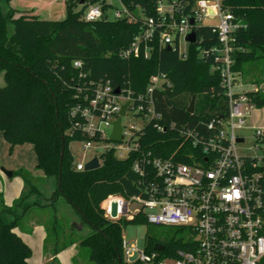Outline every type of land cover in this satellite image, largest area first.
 I'll return each instance as SVG.
<instances>
[{
	"label": "trees",
	"instance_id": "16d2710c",
	"mask_svg": "<svg viewBox=\"0 0 264 264\" xmlns=\"http://www.w3.org/2000/svg\"><path fill=\"white\" fill-rule=\"evenodd\" d=\"M101 1L83 0L75 10L65 0V16L61 20L35 15L13 19L11 11L4 13L0 8V71L4 81L0 85V131L10 149L16 144L32 143L36 167L44 173L40 186L34 183L38 177L21 168L13 171L22 178L23 189L11 205L4 203L0 193V264H28L32 248L14 227L27 209L43 205L42 201L32 200L33 196H43L44 203L52 205L63 196L78 217L71 219V228H90L83 237H72L55 245L53 257L77 243L89 248V257L95 264H117L121 259L122 231L130 222L109 220L102 214L100 202L107 194L130 196L137 191L131 159L117 158L112 150H107L100 154L101 164L97 168L75 169V159L68 147L71 137L65 133L72 104V90L65 81L78 72L73 60H81L90 79H109L112 85L133 92L143 91L150 75L157 71L167 76L171 88L155 89L153 98L162 121L175 127L164 132L151 125L145 127L141 141L144 149L153 154L184 155L188 141L179 128L203 130V123L211 116L227 113L219 75L211 69L214 60L210 48L216 45L217 35L210 25L202 24L195 29L196 44H188L185 58L176 49L161 47L148 59H124L118 56V51L132 42L139 22H128L125 18L83 20L85 5ZM121 1L140 19L135 10L139 7L143 15H153L157 0ZM178 1L190 7L195 0ZM220 7L242 24L234 32L233 70L238 75L244 72L247 63L264 58V0H220ZM246 94L255 107L264 106V92L256 88ZM132 223L146 222L141 217ZM148 241L152 248L157 240L149 236Z\"/></svg>",
	"mask_w": 264,
	"mask_h": 264
},
{
	"label": "built area",
	"instance_id": "2783aa9c",
	"mask_svg": "<svg viewBox=\"0 0 264 264\" xmlns=\"http://www.w3.org/2000/svg\"><path fill=\"white\" fill-rule=\"evenodd\" d=\"M112 1L87 3L81 16L85 21H138L139 30L132 42L118 51L124 59H148L157 49L167 46L185 58L189 44L186 35L202 25L204 18L216 19L210 25L217 35L216 45L210 48L214 60L211 69L219 75L228 109L225 116H211L203 123V130L179 128L188 141L184 155H156L144 149L141 139L148 125L163 132L175 127L162 121L153 98L155 89L171 88L167 76L157 71L150 75L143 91L133 92L112 85L109 79H90L81 60H73L78 72L65 81L72 90L65 133L79 140L84 152H92L84 160H75V169L84 170V163L93 157L100 165V154L112 150L117 158L131 159L137 187L130 196L107 194L100 202L102 214L109 220L131 223L142 217L146 223L173 226L183 234L168 243L157 240L152 248L148 237L139 246L123 235L120 262L264 264V126H251L253 141L245 146L246 137L240 130L246 127V118L255 105L246 94L249 90L236 83L237 73L233 70L234 32L241 22L221 9L220 0H195L190 7L178 0H157L154 14H142L140 19L121 0V7L114 8L109 16L107 8ZM115 88L119 89L117 93ZM128 113L142 120V125L130 124L127 129L122 118ZM117 118L121 139L115 141L109 137ZM134 202L140 207L130 208ZM156 243L161 244L160 249L154 248Z\"/></svg>",
	"mask_w": 264,
	"mask_h": 264
},
{
	"label": "rangeland",
	"instance_id": "374dc122",
	"mask_svg": "<svg viewBox=\"0 0 264 264\" xmlns=\"http://www.w3.org/2000/svg\"><path fill=\"white\" fill-rule=\"evenodd\" d=\"M64 1L65 0H0V8L4 13L10 12L12 18H18L19 16L25 15H35L43 18H53L61 20L65 16L64 12ZM68 4H73V8L76 10L79 8L80 0H66ZM121 5L118 0H113L112 5L107 8L109 16H112L114 8H120ZM138 16H142L140 8L135 10ZM217 20L205 19L202 24L213 25ZM184 44L181 39L180 49H183ZM4 83L3 79H0V85ZM236 83L240 84L244 90H254L258 89L264 92V58L249 62L245 66L243 73L238 74L236 77ZM122 124L128 129L130 124H136V126L142 125V120L128 113L123 116ZM245 126L240 132L245 134L246 140L245 146L250 145L253 141L251 126H264V106L253 107L251 109V114L246 118ZM4 133L0 131V172L2 168L13 171L19 170L20 168L27 173L35 174L39 171L36 167V156L32 143L24 142L14 145L11 149L8 142L3 136ZM123 145L124 142L118 143ZM68 147L72 152L74 159L77 161L86 159L92 152L87 153L81 147V142L76 139H70L68 142ZM121 157H124L125 153H122ZM119 156V154H116ZM15 169V170H14ZM34 176V175H32ZM10 182L8 184L9 189L16 187L17 181H22V178L18 173L11 175L8 179ZM34 183L37 185H42L43 182L40 178L34 179ZM0 182V188H1ZM45 196H48L47 191L44 192ZM2 197L3 194L1 193ZM32 200H39L43 203L45 198L43 196H33ZM140 207L136 202L130 205V208ZM41 207L38 205L32 206V209L23 215L14 227L15 231L19 233H24L22 236L27 242L30 243L32 249V254L28 259L29 264H40L41 263V252L40 243L35 239V237L29 236L28 230L32 228V219L34 214L33 210H37V217L42 221L43 227H45L46 232H48V239L44 242L43 253H52L55 245H60L66 243L72 237H83L90 232V228H71V219L78 218L77 215L72 211L70 204L63 196H59L54 205L48 204L46 207L42 208V211H38ZM40 212V213H38ZM122 235L126 240L132 241L137 245L141 246L144 243V239L147 237H153L158 241L164 243L171 242L172 240L181 237L183 234L173 226L167 225H156L151 223H128L122 231ZM56 237V241H55ZM89 248L87 246L70 244L65 247L61 256V264H95V262L89 257ZM73 257V259H71ZM46 264H56L48 262Z\"/></svg>",
	"mask_w": 264,
	"mask_h": 264
},
{
	"label": "crops",
	"instance_id": "0c3cea01",
	"mask_svg": "<svg viewBox=\"0 0 264 264\" xmlns=\"http://www.w3.org/2000/svg\"><path fill=\"white\" fill-rule=\"evenodd\" d=\"M0 79L2 80L3 79V76H2V72L0 71ZM36 164V163H35ZM15 170V169H14ZM12 175H13V169H12ZM31 175H34V177H38L40 178L41 180L43 179V176H44V173L41 169H39L38 172H36L35 174H31ZM10 176H7L5 175L3 172H0V182H1V188H0V193L3 194V201L5 204L7 205H11L13 200H15V198H17L22 189H23V182L21 181H17L16 183V187H14L13 189H9L8 188V184H10V182L6 179H8ZM45 182V181H44ZM46 203H43V205H38L40 206L41 208L38 210V211H42L41 209L46 207ZM32 209V206L27 209V211L25 212V214L30 211ZM34 214H32L33 216V219H32V228H29L28 230V235L31 236V237H35V239L40 243V248H42V252H41V263L40 264H46L48 262H52V263H56V264H61V261H60V256L64 250V248L60 251H58L54 257L52 256L51 253H46L44 254L43 253V249H44V242H45V236H46V229L45 227H43V224H42V221H40V219L37 217L38 215L36 214L37 213V210H33ZM40 213V212H38ZM24 214V215H25ZM15 231V229H14ZM19 236L31 247L30 243L27 242L22 236L24 235V233H19L18 231H16ZM75 244V243H73ZM33 249V248H32ZM32 249H31V254H32ZM53 258H55L54 260H52ZM29 259V258H28ZM73 259V257L71 258ZM29 264V262H28Z\"/></svg>",
	"mask_w": 264,
	"mask_h": 264
},
{
	"label": "water",
	"instance_id": "95a60500",
	"mask_svg": "<svg viewBox=\"0 0 264 264\" xmlns=\"http://www.w3.org/2000/svg\"><path fill=\"white\" fill-rule=\"evenodd\" d=\"M83 2V0H80V3H82ZM190 22L192 23L193 22V20H192V18H190ZM186 40H187V42H189V43H194V44H196V33H195V31L194 30H192L191 32H189L187 35H186ZM167 49H170V46H167L166 47ZM200 49V47L198 46L197 47V50H199ZM116 90H114L116 93L118 92V88H115ZM193 107V99H191V101H190V104H189V107H188V111H192V108ZM124 109H125V104L122 106V108H121V110H120V112H119V114L120 115H122L123 113H124ZM111 140H115V141H118V140H120L121 139V125H120V118H117L116 120H115V122H114V125H113V130H112V132H111V134H110V137H109ZM63 140H64V136H63V134H62V146H61V155H62V152H63V148H64V144H63ZM99 166V162H98V159H97V157H93L91 160H89V161H87L86 163H84V170L86 169V170H93V169H95V168H97ZM2 171H3V173L5 174V175H7V176H11L12 175V171L11 170H8V169H5V167L4 168H2ZM58 186H59V188H60V181H58ZM154 248L155 249H160L161 248V244H159V243H156L155 245H154ZM117 264H121V262H120V259L118 260V262H117Z\"/></svg>",
	"mask_w": 264,
	"mask_h": 264
}]
</instances>
